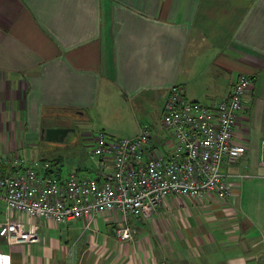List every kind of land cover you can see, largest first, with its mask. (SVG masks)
Listing matches in <instances>:
<instances>
[{"label":"crops","instance_id":"0c3cea01","mask_svg":"<svg viewBox=\"0 0 264 264\" xmlns=\"http://www.w3.org/2000/svg\"><path fill=\"white\" fill-rule=\"evenodd\" d=\"M241 75L253 77L257 104L264 0H0V156L34 161L46 117L70 112L86 119L92 145L100 133L134 138L145 123L158 146L169 136L162 119L173 87L214 105ZM250 110L248 101L235 135L247 154L227 168L245 176L231 199L170 196L150 217L129 220L128 242L115 235L121 213L66 224L13 213L39 241L0 238V264H264V123L252 126ZM59 168L63 178L73 171ZM99 169L93 156L74 172ZM9 173L0 165V177Z\"/></svg>","mask_w":264,"mask_h":264},{"label":"built area","instance_id":"2783aa9c","mask_svg":"<svg viewBox=\"0 0 264 264\" xmlns=\"http://www.w3.org/2000/svg\"><path fill=\"white\" fill-rule=\"evenodd\" d=\"M253 86V77L241 75L230 95L214 105L188 101L182 89L173 87L162 119L169 136L154 145V133L145 123L134 138L98 134L92 151L100 162L95 176L71 172L63 178L59 165L0 156V165L11 169L0 177V204L6 205L0 236L9 245L39 241L37 228L29 231L13 213L54 224L121 213L124 224L115 235L128 242L135 235L129 220L150 217L170 196L207 202L231 199L245 176L230 175L227 168L248 151L235 135ZM262 145L264 168V140Z\"/></svg>","mask_w":264,"mask_h":264},{"label":"rangeland","instance_id":"374dc122","mask_svg":"<svg viewBox=\"0 0 264 264\" xmlns=\"http://www.w3.org/2000/svg\"><path fill=\"white\" fill-rule=\"evenodd\" d=\"M261 92L262 94L259 95V99L256 98L255 95V101L258 100L257 104L248 97L251 107L250 112L252 114V126L264 123V82L263 87H261ZM48 119L51 118L48 117ZM48 125L61 126L63 128H69L72 131L64 140H39L32 152V159L34 161L49 162L55 167L56 165H60L65 172L72 170V172H74L79 168L81 162L82 164L85 162L87 163V161L93 157L92 141L88 140L89 138L84 135L86 130L85 127L87 128L85 118L71 114L58 119L56 123L52 120ZM84 157L87 161H83ZM0 238L7 243L3 236H0Z\"/></svg>","mask_w":264,"mask_h":264},{"label":"water","instance_id":"95a60500","mask_svg":"<svg viewBox=\"0 0 264 264\" xmlns=\"http://www.w3.org/2000/svg\"><path fill=\"white\" fill-rule=\"evenodd\" d=\"M71 131L69 128L51 125L42 129V135L48 141H59L64 140Z\"/></svg>","mask_w":264,"mask_h":264},{"label":"trees","instance_id":"16d2710c","mask_svg":"<svg viewBox=\"0 0 264 264\" xmlns=\"http://www.w3.org/2000/svg\"><path fill=\"white\" fill-rule=\"evenodd\" d=\"M66 112H67V111H66ZM62 114H66V113H62ZM71 114H74V113L70 112V114H68V115H71ZM58 119H60V118H58V117L55 118V123L57 122ZM51 121H52V120H49L48 117H46V119H45L43 125H44L45 127H48V126H49L48 124H49ZM56 166H58V165H56Z\"/></svg>","mask_w":264,"mask_h":264}]
</instances>
